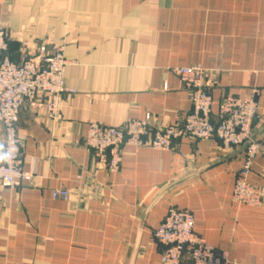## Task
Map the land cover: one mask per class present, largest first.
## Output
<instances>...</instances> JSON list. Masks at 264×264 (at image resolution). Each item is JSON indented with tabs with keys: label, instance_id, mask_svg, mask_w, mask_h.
Listing matches in <instances>:
<instances>
[{
	"label": "crops",
	"instance_id": "0c3cea01",
	"mask_svg": "<svg viewBox=\"0 0 264 264\" xmlns=\"http://www.w3.org/2000/svg\"><path fill=\"white\" fill-rule=\"evenodd\" d=\"M0 29L14 62L61 45L74 90L55 121L42 96L20 107L21 168L32 177L0 186V264H162L151 231L169 207L191 211L195 232L233 264H264V197L232 200L242 153L226 157L233 148L214 139L124 144L110 171L83 145L90 122L182 119L189 94L170 68L192 64L212 71V111L256 89L253 131L264 125V0H0ZM257 141L247 180L264 187V128ZM2 143L0 128V159ZM60 188L68 197L53 199Z\"/></svg>",
	"mask_w": 264,
	"mask_h": 264
},
{
	"label": "built area",
	"instance_id": "2783aa9c",
	"mask_svg": "<svg viewBox=\"0 0 264 264\" xmlns=\"http://www.w3.org/2000/svg\"><path fill=\"white\" fill-rule=\"evenodd\" d=\"M6 33L0 29V125L2 128V158L0 159V186L13 188L27 183L32 175L21 168V142L17 134L20 107L37 96L44 98L43 107L50 120L60 117V105L67 89L64 70L67 60L62 46L47 48L41 44L36 58L14 62L7 55ZM187 88L191 109L175 123L151 127V115L142 119H128L119 126L90 122L83 145L97 161L110 171H116L121 161V147L169 149L182 138L191 140H217L221 147L235 149L247 143L242 151L243 160L238 170L232 200L237 204L260 206L264 187L248 182L251 164L259 151L257 138L251 139L253 121L258 112L256 89L246 97L224 95L212 111V71L198 64L172 67ZM166 88V83L163 84ZM53 199L68 197L64 188L51 191ZM160 247L162 264H233L226 252L217 251L194 230V216L187 209L169 207L159 225L151 231Z\"/></svg>",
	"mask_w": 264,
	"mask_h": 264
},
{
	"label": "water",
	"instance_id": "95a60500",
	"mask_svg": "<svg viewBox=\"0 0 264 264\" xmlns=\"http://www.w3.org/2000/svg\"><path fill=\"white\" fill-rule=\"evenodd\" d=\"M1 128V125H0ZM264 125H262L260 128H258L256 131H253L252 135H251V139L255 140L257 138V136L261 133V131L263 130ZM2 131V128H1ZM247 143L242 144L241 146L232 149L229 153V155H227L226 157H232V156H236L237 154L241 153L245 147H246Z\"/></svg>",
	"mask_w": 264,
	"mask_h": 264
},
{
	"label": "rangeland",
	"instance_id": "374dc122",
	"mask_svg": "<svg viewBox=\"0 0 264 264\" xmlns=\"http://www.w3.org/2000/svg\"><path fill=\"white\" fill-rule=\"evenodd\" d=\"M3 30V29H2ZM5 32V31H4ZM41 45V44H40ZM58 46H61V45H58ZM39 47V46H38ZM55 47H57V46H55ZM63 49V48H62ZM64 54V53H63ZM204 68H206V67H204ZM206 69H209V68H206ZM242 153V152H241Z\"/></svg>",
	"mask_w": 264,
	"mask_h": 264
}]
</instances>
